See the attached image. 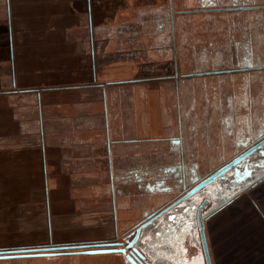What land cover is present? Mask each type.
<instances>
[{
  "label": "crops",
  "instance_id": "obj_1",
  "mask_svg": "<svg viewBox=\"0 0 264 264\" xmlns=\"http://www.w3.org/2000/svg\"><path fill=\"white\" fill-rule=\"evenodd\" d=\"M123 1L126 3V0H119V7ZM57 3L63 7L53 12L49 11L46 0H0V192L10 193L17 187L32 186L38 177H45L48 182V174L54 176L70 171L74 175L97 177V181L91 182L95 196L112 195V190L124 183L120 177L126 176L129 170L131 174L136 172L139 175L141 171L152 172L166 165L168 157L174 154L171 139L175 137L166 136V131L172 128L177 137L180 125L190 121L175 105V81L158 72L168 66L166 63H172L171 48L168 41H155V78H142L147 84L155 83V94L148 90L151 103L140 107L132 103L128 107L126 99L129 100L131 95L122 88L126 86L125 82L130 81L110 80L108 70L104 69L113 43L115 48L122 47L120 42L106 39V34L112 39L120 38L129 33L128 25H114V35H111L110 26L92 23L98 13L96 0H57ZM146 5L153 6L150 3ZM120 11L114 16H121ZM67 12L76 17L87 16L88 23L77 20V23L64 26L59 22ZM139 14L138 22H146L142 25V34L152 36L155 32V13L145 15L148 17L146 21ZM64 27L77 32L72 36L77 41L85 38L78 33H89L88 55L76 51L75 55H71L72 65H75L71 74L73 81L67 83L59 82L60 78L56 76L50 78L41 64L56 63L57 53L60 52L57 43H43L44 47H52L51 55L45 56L46 59L40 48L34 50L23 43L33 37L32 33H56ZM94 32L105 33V36H99L100 39L95 41ZM76 47L79 50V42ZM32 64L44 66L46 73L33 69ZM80 64H88L89 69L80 70ZM170 92L174 95L170 96ZM68 95L72 98H67ZM137 111L141 112V116L136 115ZM138 122L155 129V140L149 138L148 146H131L128 140L120 137L127 133L129 124ZM18 134L24 137L17 141ZM158 134L163 135L162 139L158 138ZM23 153L30 155L33 161L28 168L21 166ZM158 158L161 162L157 161ZM1 161H4L2 167ZM112 182H115L114 186ZM69 254H76L77 259L85 253ZM28 256L44 255L4 257L0 258V263L19 264L20 257ZM77 261L82 264L81 258Z\"/></svg>",
  "mask_w": 264,
  "mask_h": 264
},
{
  "label": "rangeland",
  "instance_id": "obj_2",
  "mask_svg": "<svg viewBox=\"0 0 264 264\" xmlns=\"http://www.w3.org/2000/svg\"><path fill=\"white\" fill-rule=\"evenodd\" d=\"M46 1L49 11L56 12L59 7H63L61 3H57V0ZM155 2L165 4L166 0H126V3L122 2L121 7L118 6L119 0H96L98 13L92 23L110 26L111 35H114V25H128L129 33L120 38L113 37L112 39L106 34V39L116 43L120 42L122 47L115 48L116 44L113 43L109 61L105 66L103 65L110 74V80L130 81L125 82L127 84L122 88L124 92L131 95L129 100L125 98L128 107L132 106V103L138 107L151 103L152 97L148 96V90L154 91L155 94V83L147 84L146 80H144L145 82L142 80V78H155V32L152 36H144L142 25L146 22L140 23L137 19L139 13L140 17L143 16L141 17L144 18L143 21L148 19L145 15L155 13ZM147 3L153 4V6L146 5ZM119 11L122 15L114 16ZM104 13H108V15L105 16ZM60 19L62 21L59 23L64 26L77 23V20L79 23H82L83 20L88 23L87 16L76 17L69 12ZM123 29L125 28L123 27ZM76 33L75 30H70L67 27L56 33H32L33 37L23 43L26 47L34 50L40 48L45 59V56L51 55L52 47H44L43 43H57L60 46L57 50L60 51L59 54H62L57 53L56 63L43 62L41 64L47 69L50 78L56 76L60 78L59 82L67 83L73 81L71 74L74 73L75 65H72L71 55H75V51L88 55L86 46H89V33L83 31L78 33V36L85 37L79 41L72 38ZM39 34L42 36L39 37ZM99 36L104 37L105 33H93L95 41L100 39ZM114 38L117 41H114ZM77 42L80 44L79 50L76 49ZM149 45L153 46L149 47ZM33 63L35 62L33 61ZM166 65H168L166 68L158 71L159 74L172 76L171 78L175 80L177 76L173 74L171 64L166 63ZM31 66L33 69L38 68L39 71L42 70V73H46L43 71L44 66L39 67L34 64ZM159 67H162L161 64ZM78 68L80 70L89 69L88 64H80ZM171 78L169 77L170 80ZM166 84L168 87L171 86ZM149 93L151 92L149 91ZM170 94L172 96L174 92H170ZM68 97L71 99L72 95H68ZM173 101L174 97L171 98L172 103ZM195 114L198 115V112ZM136 115L141 116V112L137 111ZM195 117L200 120L198 116ZM162 136L158 134L159 139H162ZM166 136L176 137V133L174 134V130L171 128L170 131H166ZM23 137V134H18L17 141ZM120 137L128 140L131 146L138 144L145 147L148 146L149 138L155 140V129L146 124L142 125L141 122L135 125L129 124L127 133H123ZM202 140L204 139L202 138ZM202 140L197 139V141ZM167 141L170 142L166 139ZM202 146L205 148L203 144L198 145L194 147V151L199 153L202 150V154H205L206 149H202ZM213 148L212 152H215ZM210 149L209 146L206 152L210 153ZM22 156L21 166L28 168L33 164L30 155L25 156L23 153ZM158 160L161 162L159 158ZM200 162L203 163L201 167L208 171L213 169L212 167L215 166L214 164H218L219 160L200 159ZM2 164L4 161H1V167ZM45 180V177L44 179L38 177L32 186L17 187L10 193L0 192V250L94 244L112 241L115 238L121 242V238L135 228L145 212L159 211L176 196L172 193L160 194L156 191H143L138 188L136 189L138 192L132 195L112 194L97 197L91 183L97 181V177L74 175L70 171H64V174L54 176L48 174V182ZM20 188L23 189L19 190ZM127 188L130 189L128 186ZM234 198L223 208L204 219L205 240L211 264H264V180ZM177 217L179 219L175 224L174 219ZM183 221L192 223V226L187 225L183 228L181 225ZM165 223L166 225L172 223L171 225L180 228L181 232L174 234L172 228L164 227L165 230L162 229L161 227ZM155 230V235L159 233L158 242L155 244V256L156 247H172V252L168 256H159L157 253L156 260L159 263L205 264L195 213L183 215L180 206H175L157 219ZM173 234L178 239L171 244ZM73 252L75 251L66 250L60 254L20 257L21 263L12 262L19 264H79L77 259L81 258L82 264H130L120 252L85 253L78 256L77 259L74 256L76 254H69Z\"/></svg>",
  "mask_w": 264,
  "mask_h": 264
},
{
  "label": "flooded vegetation",
  "instance_id": "obj_3",
  "mask_svg": "<svg viewBox=\"0 0 264 264\" xmlns=\"http://www.w3.org/2000/svg\"><path fill=\"white\" fill-rule=\"evenodd\" d=\"M154 24L155 41H168L171 48V67L177 76L175 105L190 121L181 124L177 137L171 139L174 154L166 165L133 174L140 189L176 194L169 205L213 171L245 154L214 182L173 206H180L183 215L195 213L198 228L201 203H205L200 209V216L205 213L204 224L206 217L264 180V0L155 2ZM202 144L204 150L210 146V153L194 151ZM200 159L219 163L207 171ZM157 212H145L136 225L145 222L134 243L149 264H163L156 260L157 253L168 256L172 252L171 246H158L155 256L159 236L155 235V222L161 214L149 219ZM171 224L161 228L181 232ZM181 225L185 228L192 223L183 221ZM135 228L121 241H130ZM174 234L171 244L178 239Z\"/></svg>",
  "mask_w": 264,
  "mask_h": 264
},
{
  "label": "water",
  "instance_id": "obj_4",
  "mask_svg": "<svg viewBox=\"0 0 264 264\" xmlns=\"http://www.w3.org/2000/svg\"><path fill=\"white\" fill-rule=\"evenodd\" d=\"M245 155V154H244ZM242 154L240 157H236L235 159L231 160L230 162L224 164L222 167L218 168L217 170L213 171L211 174L200 180L198 183L193 185L188 191H186L181 197H179L174 203L167 205L165 208L161 209L159 212L154 214L155 216L149 219V221L157 218L165 213L168 209L176 205L180 200L194 194L200 188L204 187L205 185L209 184L210 182H214V180L220 176L223 172L227 171L229 167L234 165L240 159L244 157ZM205 205V203H201L197 209V223H198V232H199V239L202 248V253L204 256L205 264H211L208 246L206 242V237L204 233V224H203V217L205 215L201 213L200 216V209ZM148 222V221H147ZM145 225V222L136 226L134 237L130 241H106L101 243H94V244H70V245H62V246H46V247H33V248H17V249H9V250H0V258L4 257H14V256H25V255H49V254H56L59 252L64 251H75V252H84V253H95V252H120L123 253L125 258L131 264H149L145 262L144 255L136 248L135 240L138 237L140 228Z\"/></svg>",
  "mask_w": 264,
  "mask_h": 264
},
{
  "label": "trees",
  "instance_id": "obj_5",
  "mask_svg": "<svg viewBox=\"0 0 264 264\" xmlns=\"http://www.w3.org/2000/svg\"><path fill=\"white\" fill-rule=\"evenodd\" d=\"M122 179V181L124 182L123 185L125 184V186L121 185V187L119 188H114V190H112V194H126V195H132L134 193H137L138 191L136 189L140 187L138 186L137 183V177L133 174H131L130 172H128V174L126 176L120 177ZM115 182H112V185L114 186ZM136 185V186H135ZM127 186L130 188L128 189ZM147 191H150V189H148Z\"/></svg>",
  "mask_w": 264,
  "mask_h": 264
}]
</instances>
